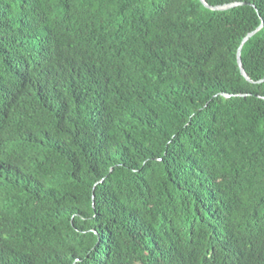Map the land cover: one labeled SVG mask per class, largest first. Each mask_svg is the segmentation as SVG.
I'll use <instances>...</instances> for the list:
<instances>
[{
    "label": "trees",
    "instance_id": "1",
    "mask_svg": "<svg viewBox=\"0 0 264 264\" xmlns=\"http://www.w3.org/2000/svg\"><path fill=\"white\" fill-rule=\"evenodd\" d=\"M205 1L0 0V264H264V0Z\"/></svg>",
    "mask_w": 264,
    "mask_h": 264
},
{
    "label": "water",
    "instance_id": "2",
    "mask_svg": "<svg viewBox=\"0 0 264 264\" xmlns=\"http://www.w3.org/2000/svg\"><path fill=\"white\" fill-rule=\"evenodd\" d=\"M201 3L206 7V8H209L213 11H224V10H229L233 7H236V6H239V5H243L244 3H231V4H225V5H222V6H210L206 3L205 0H200ZM262 27V24L260 25L259 28H257L255 31L249 33L241 42L238 50H237V62H238V65H239V69H240V73L241 75L249 82H253L249 76L247 75V73L245 72L243 66H242V62H241V51H242V48H243V45ZM264 80V79H263ZM261 80V81H263ZM259 81V82H261ZM222 96H224L225 98H229L231 97V95L229 94H222Z\"/></svg>",
    "mask_w": 264,
    "mask_h": 264
}]
</instances>
